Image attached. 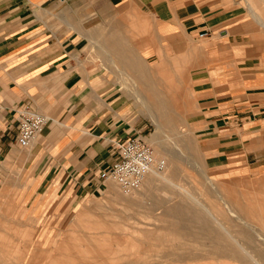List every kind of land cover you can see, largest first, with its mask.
I'll return each mask as SVG.
<instances>
[{"label": "crops", "instance_id": "1", "mask_svg": "<svg viewBox=\"0 0 264 264\" xmlns=\"http://www.w3.org/2000/svg\"><path fill=\"white\" fill-rule=\"evenodd\" d=\"M246 11L237 0H0L1 198L5 182L30 178L37 205L70 211L101 194L116 142L152 117L157 131L185 117L213 168L264 169V38ZM25 106L48 117L29 148L17 139Z\"/></svg>", "mask_w": 264, "mask_h": 264}, {"label": "rangeland", "instance_id": "2", "mask_svg": "<svg viewBox=\"0 0 264 264\" xmlns=\"http://www.w3.org/2000/svg\"><path fill=\"white\" fill-rule=\"evenodd\" d=\"M237 2L259 23L264 38V0ZM248 3L262 19L248 10ZM181 118V125L159 131L154 117L146 118L152 122L147 121L142 134L167 160V169L150 174L155 178L133 203L111 199L110 184L122 192L116 182L106 181L101 194L61 212L63 199L55 206L37 205L40 197L32 196L37 181L5 182L7 195L1 198L0 192V264H50L54 257L61 264L73 254L102 261L113 257L112 264H218L212 254L215 244L232 237L243 240L242 229L264 236V169L233 173L211 167L203 135ZM180 256L192 259L181 263Z\"/></svg>", "mask_w": 264, "mask_h": 264}, {"label": "built area", "instance_id": "3", "mask_svg": "<svg viewBox=\"0 0 264 264\" xmlns=\"http://www.w3.org/2000/svg\"><path fill=\"white\" fill-rule=\"evenodd\" d=\"M48 117L31 106L19 111L18 143L21 148H29L42 132ZM114 164L99 173L102 181H114L126 194L138 191L146 176L154 171L167 168V160L159 157L155 148L143 135H136L117 141L114 147Z\"/></svg>", "mask_w": 264, "mask_h": 264}, {"label": "bare ground", "instance_id": "4", "mask_svg": "<svg viewBox=\"0 0 264 264\" xmlns=\"http://www.w3.org/2000/svg\"><path fill=\"white\" fill-rule=\"evenodd\" d=\"M246 6L248 7V10L251 13H253L254 16H256L257 13L255 12L253 6L250 3H248ZM257 16L260 19H262L261 16H259L258 14H257ZM153 173H161V172L154 171V172L149 173L146 176L145 181L143 183L144 186L142 185V188H140L138 191L134 192L132 195L131 194L126 195L122 191H121L122 192V195H121L117 191V188L115 187V185L110 184L109 188H108L109 197L111 199L117 198V199H120V200L125 201V202L133 203V201L137 200L138 197L143 193L142 191L146 190V185H148L149 182H152V179L154 176H152V175L150 177H148V176L150 174H153ZM185 213H187V209H186ZM252 213H253L252 216L254 217L253 219H256L260 223L261 219H259L258 216L256 217V215H254L255 214L254 211ZM81 215H82V213H81ZM81 215H79V217ZM260 226H261L260 228H262L264 230V223H260ZM213 231H214L215 236L218 235V236L223 237V234L219 230H213ZM258 233H260V232H253V231H250L248 229H242L241 236H242L243 240H237L234 237H232V235L229 234L233 239L227 238V239H224V241L221 244L220 243L215 244L213 251H212V254H214L216 256V259L218 260L217 261L218 264H229V263H225L223 261H220L221 258H223V260H228L230 262H234V263H230V264H264V236H262ZM261 233L264 235V233L262 231H261ZM128 256H130V255H128ZM82 257L75 256L74 254L69 255V256H66V259H64V263H61V264H81V263H84V264H112V261L114 259L113 257L111 259H103V261H104V263H103V261L99 257L90 256L86 259H84ZM180 257L181 258H178V260H179L178 262H181V263L185 262L186 260L192 259V257L187 258V256H180ZM53 259H54V261H52L50 264H56L57 258L54 257ZM128 259H130V257ZM118 261H120V260H118ZM127 264H130V262H127ZM131 264H134V262H132Z\"/></svg>", "mask_w": 264, "mask_h": 264}]
</instances>
